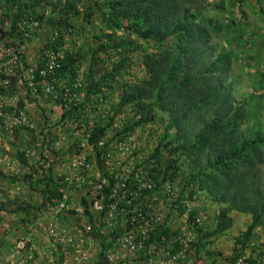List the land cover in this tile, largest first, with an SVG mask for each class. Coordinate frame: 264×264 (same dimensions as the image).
I'll return each mask as SVG.
<instances>
[{
  "label": "rangeland",
  "instance_id": "374dc122",
  "mask_svg": "<svg viewBox=\"0 0 264 264\" xmlns=\"http://www.w3.org/2000/svg\"><path fill=\"white\" fill-rule=\"evenodd\" d=\"M176 1L181 6L200 12L204 24L218 28L217 32L212 33L210 42L218 50L230 56L232 70L229 76L235 82L237 96L246 103L247 120L244 127L264 132V0ZM89 5L91 4L86 0H80L78 8L82 15L70 18L72 29L69 30V34L63 36L62 41L53 26L55 17L51 14L49 7H36L34 15L24 13L15 21V31H18L19 23L25 20V26L23 25L25 29V80L33 78L37 84L40 79L36 74L44 68L48 54L55 52L61 57L65 51H68L70 53L80 52L84 57L74 72V78H70H78L84 82L88 73L89 54L96 44L94 37L106 32L100 17L96 13L89 15L87 10ZM12 10L13 7L10 6L8 0H0V16L7 17L4 30L10 28ZM40 17L43 18L42 21L39 20ZM33 22L37 23V26L32 25ZM114 39L116 44L128 46L127 48L132 50V53L127 62V69L118 81L112 83L111 88H102L100 92L95 93V97L105 101L104 106H100L99 109L101 115L76 117L78 111H75L72 116L53 106L51 100L44 99L41 92L31 94L25 90V113L35 123L36 129L29 133L25 131V140L15 138L16 144L12 146L15 150L0 152V156H3V163L0 166V193L13 197L8 202L9 216L0 215V264H18L20 261L23 264H31L27 259L29 253L34 259L41 260V256L48 254L51 237L46 228L50 223L54 224L58 221L63 226L80 223L79 218L72 211H59L58 213L54 211L61 197L59 188L66 189L63 193L68 195L72 206L77 205L84 191L77 186L72 171L74 164H78L82 152L77 143H72L78 138L72 134L70 125L89 124L94 121L109 128L112 120L117 121L119 127L109 133L106 142L108 151L111 153L108 160L111 169L104 172L109 176L121 174L122 169H129L132 174L143 176L142 174L151 172V168L156 167L157 164L163 163L165 158L163 154L161 158L152 156L162 137L166 119H156L152 123L125 131L124 128L130 127L137 120L133 108L127 106L118 112L115 110L123 87L144 77L141 65L143 56L165 51L169 44L160 47L144 42L134 34L122 30L114 32ZM54 45L56 50L52 48ZM100 58L108 62L117 60L115 53L111 51L100 54ZM57 87L59 89L56 90L60 91L63 86ZM83 96L84 93L81 90L79 102L83 101ZM43 120L46 122L44 128L48 127L52 132L49 134L50 142L44 151V158L40 146L42 138L39 134ZM122 139L128 149L124 151L115 149L119 140ZM58 140H60L59 147H54L53 144ZM27 151L32 155L25 157ZM11 159H16L15 164L11 162ZM21 159L25 160V164ZM67 176L73 180L69 187L63 183ZM187 177L188 168L185 163L180 165L176 177L161 176L162 181L159 187L162 184L165 190L170 188L174 196L170 197L173 201L170 205L169 201V203L166 202L167 198L163 193L161 195L156 193L157 203L162 206L158 208H179L181 212L189 206L193 210H200L203 217L204 210L213 213V207H216L218 211L219 206L213 203L205 192L200 191L198 187H193V189L186 183ZM4 180L8 183L6 184ZM46 185L50 191H47ZM194 195L196 199H193ZM238 215L240 217L235 222L232 220L226 231H217L216 222L211 226H205L210 237L196 240L195 259L203 260L205 257L204 259L210 264H234L236 257L244 254L249 257L250 264H264V230L256 228L248 240H245L243 234L250 222L247 221L246 215ZM216 216L217 214L215 219ZM179 220L180 218H172L170 222L180 225ZM5 222L9 225L3 227L2 223ZM30 224H33V227H29ZM7 236L10 240L6 239ZM21 239L29 240V242L22 253H15L13 246ZM6 242L8 243L7 254H3L6 253Z\"/></svg>",
  "mask_w": 264,
  "mask_h": 264
},
{
  "label": "trees",
  "instance_id": "16d2710c",
  "mask_svg": "<svg viewBox=\"0 0 264 264\" xmlns=\"http://www.w3.org/2000/svg\"><path fill=\"white\" fill-rule=\"evenodd\" d=\"M8 2L13 7V17L10 28L4 30L7 17L0 16V39L12 36L15 21L24 13L34 15L36 7L50 8L60 41L72 29L70 18L82 15L80 0ZM86 2L91 4L87 7L89 15L96 13L106 32L94 37L96 44L89 54L84 93L111 88L127 69L132 50L115 43V31L134 34L160 47L169 44L165 51L143 56L144 77L123 87L115 112L130 106L137 118L124 130L165 118L162 137L152 156L161 158L163 154L165 158L149 174L155 179L164 175L174 178L185 163L186 183L198 187L219 206L217 231L228 229L232 214L250 217L243 234L245 240L256 228L264 230V132L244 127L246 103L237 96L235 82L229 76L230 56L210 42L218 28L204 24L200 12L176 0ZM110 51L115 53L116 61L100 58V54ZM22 55L25 59V48ZM81 59L84 57L80 52L65 51L58 60L57 78H74ZM102 134V129H95L92 141ZM21 161L25 164L24 159ZM208 237L207 232L203 238Z\"/></svg>",
  "mask_w": 264,
  "mask_h": 264
},
{
  "label": "built area",
  "instance_id": "2783aa9c",
  "mask_svg": "<svg viewBox=\"0 0 264 264\" xmlns=\"http://www.w3.org/2000/svg\"><path fill=\"white\" fill-rule=\"evenodd\" d=\"M23 25L25 26V20H21L20 29L13 33V37L7 35L0 39V150L16 144L15 138L25 137V131L29 133L36 129L35 123L25 113V90L31 94L41 92L44 99H50L53 106L64 113L74 116L75 111H78L76 117H97L100 114V106L105 104V101L95 97V94L84 93L82 80L57 78L60 56L55 52L48 54L44 68L38 71L40 80L37 84L33 78L25 80V59L22 57L25 45ZM32 25L37 26V23L33 22ZM59 85L63 86L60 91L56 90ZM81 90L84 99L79 102ZM44 123L45 120L39 130L43 158L50 142L49 134L52 133L48 127L44 128ZM70 126L72 134L78 138L72 143H77L82 152L72 171L77 186L84 191L77 205L72 206L68 195L63 193L66 189L62 190L58 186L61 197L55 209H50L57 213L72 211L80 223L68 226H63L58 221L50 223L46 228L51 237L48 254L45 253L39 260L29 253L28 262L180 264L188 258H193L196 240L207 233L201 211L193 210L189 206L181 212L179 208H158L162 206L157 203L156 193H163L170 205L173 203L170 197L174 196V193L170 188L165 190L162 184L159 187L162 180L155 179L149 172L142 174L143 176L132 174L129 169H122L121 174L112 176L106 173L111 169L108 162L111 153L106 146L107 137L119 127L117 121L112 120L109 128L94 121ZM99 128L103 134L96 141H92L95 129ZM119 141L115 149L127 150L124 139ZM59 145L60 140L53 144L54 147ZM31 155L32 153L25 152V157ZM72 182L67 176L63 183L69 187ZM193 199H196L195 195ZM172 218H180V225L172 224ZM29 227H33V224ZM28 242L29 240H18L13 246V251L22 253ZM234 264H250L249 257L241 254L236 257Z\"/></svg>",
  "mask_w": 264,
  "mask_h": 264
},
{
  "label": "crops",
  "instance_id": "0c3cea01",
  "mask_svg": "<svg viewBox=\"0 0 264 264\" xmlns=\"http://www.w3.org/2000/svg\"><path fill=\"white\" fill-rule=\"evenodd\" d=\"M18 137V136H17ZM16 137V138H17ZM19 138H22L23 140H25V137L24 136H19ZM14 144H11L10 146L11 147H8L7 149H1V151H10V150H15L12 146ZM1 155V154H0ZM3 159V156H0V166H1V163H3L2 161ZM14 164L16 162V159L13 160L11 159ZM12 163V164H13ZM13 164V165H14ZM6 182V184L8 183L7 180H4ZM8 193V192H6ZM13 199V197L11 195H6V194H2L0 193V215H5V216H9V213H8V202H10L11 200ZM3 202V204H1ZM217 208L216 207H213V213H209V210H204V223H205V226H211L212 224H214L216 222V219L214 218L216 214H218V211L216 210ZM10 211V210H9ZM232 217V220L233 222L236 221V219L238 217H240L238 214H232L231 215ZM214 218V219H213ZM246 218L248 219L247 221L250 222V217L249 216H246ZM7 220H10V218H6ZM9 224L8 223H2V226L5 227V226H8ZM6 239H9L10 240V237H6ZM7 245L8 243L6 242L5 243V249H6V253H3V254H7ZM201 245V244H200ZM199 245V246H200ZM205 249V247H204ZM4 257H6L4 255ZM205 258V257H204ZM203 260H200V259H195V257L193 258H188L187 260H185L184 262L180 263V264H210L208 261H206V259ZM130 264H134V263H130Z\"/></svg>",
  "mask_w": 264,
  "mask_h": 264
}]
</instances>
